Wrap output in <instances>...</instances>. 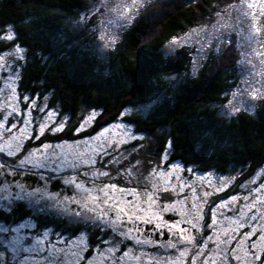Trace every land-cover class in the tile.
Instances as JSON below:
<instances>
[{
	"label": "trees",
	"instance_id": "obj_1",
	"mask_svg": "<svg viewBox=\"0 0 264 264\" xmlns=\"http://www.w3.org/2000/svg\"><path fill=\"white\" fill-rule=\"evenodd\" d=\"M234 1L156 0L123 31L116 48L100 57L93 37L64 21L87 0H0V27H11L14 34L12 40L0 41V51L12 45L24 49L20 92L47 94L49 104L70 117L84 109L97 111L90 129L77 137L114 121L127 106L150 104L144 117L121 118L152 136L155 153L168 144V161L218 173L239 167L247 175L264 164V101L252 114L239 112L229 118L217 108L236 83L235 41L208 54L194 76L186 74L191 61L186 47L172 55L162 49ZM173 77L177 79L171 81ZM62 135L70 137L69 131ZM29 213L21 204L11 215L0 211V221L16 222Z\"/></svg>",
	"mask_w": 264,
	"mask_h": 264
},
{
	"label": "snow or ice",
	"instance_id": "obj_2",
	"mask_svg": "<svg viewBox=\"0 0 264 264\" xmlns=\"http://www.w3.org/2000/svg\"><path fill=\"white\" fill-rule=\"evenodd\" d=\"M104 3L105 0H101V7L104 6ZM136 3L137 0H132L133 5ZM120 7L121 5H118L116 11ZM131 7L125 6L124 13L120 14L122 18ZM226 11L232 23L229 25L225 21L213 25V28L219 32V36L213 37V39H219L221 43L230 45L233 42L231 33H235L240 38L236 43L242 50L251 48L257 55H264V51H262L264 50V0H235L234 3L227 5ZM221 19L224 20L223 14H221ZM249 20L251 21L250 24ZM222 29H228V31H222ZM203 31L204 29L193 30L197 36ZM3 38L12 40L14 36L13 33L9 32ZM101 39L103 40L104 37L101 36ZM190 39L189 37L188 40ZM111 42L114 43L115 40L113 39ZM23 53L24 49L19 45L15 46L14 53L7 50L5 52L8 55H15L18 60L24 58ZM3 58L4 56L0 55V60ZM241 63H252V61L247 59ZM4 67V65H0V69ZM255 75L257 74H253V76ZM244 83L251 87V95L254 100H264V81L253 79L251 82L246 80ZM15 91L16 89L13 88V92ZM24 99L29 101L27 109L12 106L11 111L5 114L3 120L0 121V140L3 141L0 144V202L7 201V204L0 211H6L9 215L14 214L23 203L26 207L33 208L37 213H55L56 216L72 217L68 219V224L77 226L80 233L85 232L87 226L91 225L93 228L100 229L101 232L111 230L113 236L119 235L125 239H132L135 243L142 245L160 246L158 240L140 239V233L151 231L153 235L157 232L163 235L164 230L167 229L172 232L173 239L165 240L164 252L159 253L155 264H177L178 258H175V251L179 252V258H186L190 254L191 259L188 264H197V261L200 264H209L212 255H215L221 264H231L232 260H241L237 254L238 249L228 247L232 245L233 241L244 247V254L249 264L253 261L264 260V198H262L264 183L253 190L255 196L252 199L249 198L252 193L244 197L233 196L230 200H225L213 207L212 225H203V227H212L218 223L217 216L222 215V213H218V209L232 211L233 216L225 217L231 222L229 227L223 230V235L227 236V239L219 240L217 243L218 238L213 236L198 238L191 229L196 231L201 229L202 206L195 217L191 219L182 218L170 223L163 218V213L176 212V205L171 203L163 206L157 205L158 197L155 196V192L159 190L158 179L171 175L167 169L163 173L153 170L156 178L154 181L153 176L141 174L138 164L131 161L129 165H125L123 168L116 167L115 171L103 162H101V168H97V160L89 154L87 148L80 152H73L69 156L64 150V145L45 143L25 152L21 137L23 139L31 138L32 133L28 131V126L33 124L31 110L39 106L31 97H24ZM154 103H156L155 100L151 102V104ZM3 107H8L7 103ZM46 107H39V111L45 112ZM23 111L28 112V118L24 121L25 127L19 129L21 136L12 135L9 137L8 133L17 129L19 123L9 125V118L14 120L15 116L21 115ZM53 123H56L55 113L48 111L44 122L39 125V135L35 138L39 139ZM87 123L88 121H85V124ZM63 127L64 125L60 124L58 127L52 128L51 131L58 132ZM135 138L134 134L129 135V139L134 140ZM85 143L88 142L85 141ZM108 147H111V143ZM92 152L96 156L109 154L106 149L102 151L92 149ZM5 156L9 159L5 160ZM108 163L119 165L122 160L116 158ZM81 168L88 170L81 171ZM134 169L135 171H133ZM41 170L55 173V176L45 177ZM61 173L67 174L61 175ZM25 174L37 176L38 182H40L39 186L33 187L32 184L15 178L16 175L23 177ZM9 175L13 176L10 181L7 179ZM120 177L126 178L123 185L115 182ZM55 178L61 180L65 188H71L73 191L71 193H66L63 190L50 191L49 185ZM142 180L153 183V191L146 194V199L143 198L145 193L138 191L136 186H128L133 181L139 185ZM89 184L92 186L89 187ZM144 187L147 188L146 183ZM205 195H211V193H205ZM240 199H243L245 203L240 205L239 211H237L236 205ZM229 204L232 205V208H228ZM72 205L76 207L73 208ZM144 205H147V209ZM181 224H188L190 228H181ZM80 225H83L84 228H79ZM140 225H152L153 227L146 229L141 228ZM232 225L237 227H232ZM246 225L251 228V231L242 234L238 232L237 228L242 229ZM39 229V223L31 217V214L10 226L0 224V248L7 249L12 254L13 260H19L22 253L26 254L19 264H95L94 260L80 254L88 247L84 234L74 235V238L68 241L59 240L56 244L65 246L57 247L49 240L50 231H40ZM176 233H181L179 238H176ZM182 241L191 247L180 248L179 245ZM210 242L217 244V247L215 249L209 247ZM104 243H109L110 247L98 249V257L103 264H107L109 260L113 261L114 264H122L125 258L129 257L131 249L129 252L118 254L122 250L117 248L115 244L101 240V244ZM193 249L195 251H192ZM143 255H148V253L145 252ZM136 259H140V257H136ZM149 259L152 258L149 257ZM0 264H6L2 252H0Z\"/></svg>",
	"mask_w": 264,
	"mask_h": 264
},
{
	"label": "rangeland",
	"instance_id": "obj_3",
	"mask_svg": "<svg viewBox=\"0 0 264 264\" xmlns=\"http://www.w3.org/2000/svg\"><path fill=\"white\" fill-rule=\"evenodd\" d=\"M154 1L156 0H137V3L133 5L132 0H105L104 6L101 7V0H87L86 4L75 16H66L64 21L73 29H84L89 33L94 39L96 52L100 57H105L108 52L115 49L119 44L123 31L129 24L140 14L145 6ZM118 5H121V7L116 11ZM227 5L228 4L219 6L210 20L198 24L186 32L170 39L162 48L165 55H172L180 47H186L191 52L189 71L186 73L188 76L195 75L208 54L216 53L225 46L219 39H213V37L219 36V32L213 28V25H218L225 21L231 25L232 21L226 11ZM125 6L132 7L122 18L120 14L124 13ZM97 9H99V11H97ZM221 14H223L224 20L221 19ZM250 23L251 21L249 20V24ZM200 29H204V31L201 32L199 36L195 35L193 30L199 31ZM222 31H228V29H222ZM9 32L13 33L11 27H0V41H10L3 38ZM101 36L104 37L103 40ZM189 37L191 38L190 40H188ZM113 39L115 40L114 43L111 42ZM231 39L235 41L236 51L238 53L236 61V83L225 93V102L217 107L219 115L226 118L232 117L239 112L252 114L259 105V102L264 101L254 100L251 95V87L244 83L246 80L251 82L253 79L264 81V63H262V61H264V55H257L251 48L242 50L236 43L240 38L236 36L235 33H231ZM173 41H176V43H173ZM15 46L16 45H12L0 51V55L4 56L3 60H0V65L5 66L3 69H0V121L3 120L5 114L11 111L12 106L20 109H27L29 101H26L24 97H31L32 100L36 101L39 107L47 106L43 113L39 111V107L31 110L33 124L28 126V131L32 133V136L28 139H23V137H21L25 152L35 149L38 145L42 146L45 143L64 145V150L69 156H71L73 152H80L87 148L89 154L93 155L97 160V168H101V162H103V164L115 171L116 167L123 168L125 165H129L131 161L138 164L139 172L144 176L153 175L154 181L156 178L153 170L163 173L165 169H167V172L171 175L158 179L159 190L155 193H159L158 196L162 201L168 204H174L172 197L173 194L174 196L177 194V206L180 209L188 208V210H194L195 212H198L202 206L203 212L208 208L209 212L212 213V209L216 204L222 203L225 200H230L233 196L244 197L252 193V195L249 196V198L252 199L255 196L253 190L264 183V164L255 168L247 175H243L242 171L244 169H239V167L229 168L225 173H218L212 169L200 171L195 165L185 166L178 161H168L167 157L170 152V146L168 144L163 147L160 153H155L153 150L155 141L152 136L137 132L133 125L124 122L121 118L122 116L134 114L144 117L151 109L150 104L127 106L114 121L105 126L97 127L90 135L77 137L78 133L90 129L92 122L98 114L97 111L84 109L74 117H70L68 114L60 113L55 105L49 104L47 94L38 97L20 92L18 90V80L24 58L18 60L15 55L5 54L6 50L14 53ZM247 59H251L252 63H241ZM9 65L11 67H8ZM13 69H15V72H13ZM253 74L257 75L253 76ZM176 79L177 78L174 77L170 78L171 81ZM13 88L16 89L15 92H13ZM234 93L235 95H233ZM5 103H7L8 107H3ZM48 111L55 113L56 123L51 124L50 128L46 129L45 133L40 136L39 139H36L35 137L39 135V125L44 122V118L47 116ZM90 117L92 119H89ZM27 118V111H23L21 115L15 116L14 120L10 117L8 121L9 125L11 123H19L18 128L14 129L12 133H8V136H21L19 129L25 127L24 121ZM85 121H88V123L85 124ZM60 124L64 125L62 130L58 132L51 131L52 128H56ZM66 131H69V138L68 136L63 137L62 135V133ZM56 134H60L62 137H59V139L54 138ZM130 134H134L136 138L134 140L129 139ZM85 141L88 143L86 144ZM2 143L3 141L0 140V144ZM109 143H111V147H108ZM92 149H96L97 151L106 149L109 154L105 156H96L95 153L92 152ZM57 151H59V149H57ZM150 155H153L154 158H151ZM116 158H120L122 163L119 165L108 163ZM4 159L7 160L9 158L5 156ZM80 170L84 171L88 169L81 168ZM133 171H135V169ZM41 172L45 177L55 176V173L42 170ZM66 174L67 173H61V175ZM177 177H179V179H177ZM15 178L17 180L26 181L32 184L33 187L39 186L40 183L38 182V177L32 174H25L23 177L16 175ZM31 178L33 179L31 180ZM7 179L10 181L13 179V176L9 175ZM125 179V177H120L119 180L115 182L123 185ZM252 181H255V183H252ZM145 183L147 184V188L144 187ZM245 185L247 187H244ZM88 186L91 187L92 185L89 184ZM128 186H136L138 191L145 193L144 199H146L147 193L153 191V183H149L148 181L142 180L139 185H136L135 181H133L132 184ZM49 190H63L66 193H71L73 191L71 188H65L62 181L58 178H55L50 183ZM205 193H211V195H205ZM262 198H264V194H262ZM181 201L183 202L181 203ZM244 203L245 201L243 199L237 202V211H239L240 205ZM6 204L7 201L0 202V209L4 208ZM22 205L31 213H37L33 208H28L23 203ZM144 207L147 209V205H144ZM258 207H260V205H258ZM228 208H232V205L229 204ZM217 211L218 213H222V215H219L222 218L220 223L224 228L229 227L231 222L226 220L225 217L233 216V212L226 211L225 209H218ZM13 223L14 222L4 223L0 221V224L5 226H10ZM232 227L237 226L232 225ZM244 228L246 229L244 232L251 231V228L247 225ZM253 238L255 239V237ZM0 252H2V248H0ZM4 255L12 257V254L7 249H4ZM25 255L23 253L20 255L18 263ZM11 260L13 259L11 258Z\"/></svg>",
	"mask_w": 264,
	"mask_h": 264
},
{
	"label": "flooded vegetation",
	"instance_id": "obj_4",
	"mask_svg": "<svg viewBox=\"0 0 264 264\" xmlns=\"http://www.w3.org/2000/svg\"><path fill=\"white\" fill-rule=\"evenodd\" d=\"M150 157L154 158L153 155H150ZM158 194L159 193H155V196L158 197V200H157L158 206L167 205L168 203L163 202L162 199L158 196ZM175 196L173 194L172 198H173L174 204L177 207V211L163 213V218L165 220L171 223V222L180 220L182 218L191 219L197 215V212H195L194 210H188V208L180 209L177 206L178 204L177 194ZM129 199H131V197H129ZM71 207L75 208L76 206L72 205ZM29 214H31V217L39 223L40 231H43L44 229L50 231L49 240L52 242V244H56V242L59 240L68 241L70 239H73L74 235L84 234L85 241L88 247L84 251H82L80 254L82 256H86L89 259L94 260L95 264H103V262L98 257V249L101 247H103L104 249H107L108 247H110L109 243L101 244V240L110 241L112 244H115L117 248L122 250L121 253H118V254H122L123 252H129V249H131V251L129 252V257L125 258L122 264H155L156 258L158 257L159 253L164 252L163 245L165 244V240L173 239L172 232H169L167 229L164 230L163 235H161L159 232L153 235L151 231H145L144 233L139 234V238L140 239L150 238L152 240H158L160 246L142 245V244L135 243L132 239H125L119 235L113 236V234L111 233V230L101 232L100 229L93 228L91 225L87 226V229L85 230V232L80 233L78 232L77 226L68 224V219L72 218L69 216H65V215L56 216L55 213L43 214V213H31L30 212ZM202 216H203V219L200 220V224H201L200 231L191 229V231L198 238L213 236L214 238H218L217 243H219V240L228 238L227 236L223 235V230L225 228L220 223L222 221V218L219 215L217 216L218 223L212 227H207V228H204L203 225H212L213 213H210L208 208H206L205 211L202 213ZM40 217H43L42 218L43 220L40 219ZM129 227H131V225H129ZM140 227L151 229L153 226L152 225H140ZM180 227L190 228L188 224H181ZM79 228L83 229L84 226L80 225ZM237 230L238 232L242 234L246 229L237 228ZM180 235L181 233H176V238H179ZM237 239H239V237H237ZM45 246L47 247L48 245L46 244ZM56 246L64 247L65 245L56 244ZM179 247L180 248H190L191 246L182 241ZM209 247L215 249L217 247V244L210 242ZM221 247H224V245H221ZM228 247H236L238 249L237 254L241 257V260L239 261L232 260L231 264H249V262L247 261L245 257L243 246L237 245V243L233 241L232 245ZM192 251H195V249H193ZM2 252L4 254V248H2ZM145 252L148 253V255H143ZM136 257H140V259H136ZM149 257H151L152 259L150 260ZM4 258H5L6 264H19L18 260H14V261L11 260V256L9 255H4ZM175 258H178L177 264H188V262L191 259V255L188 254L186 258H179V252L175 251ZM213 261H215V264H221V261L217 259L215 255H212V259L209 261V264H213ZM107 264H114V262L109 260ZM197 264H200V262L197 261ZM251 264H264V260L253 261L251 262Z\"/></svg>",
	"mask_w": 264,
	"mask_h": 264
}]
</instances>
